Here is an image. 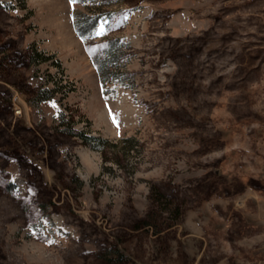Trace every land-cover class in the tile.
I'll return each mask as SVG.
<instances>
[{
	"label": "rangeland",
	"instance_id": "obj_1",
	"mask_svg": "<svg viewBox=\"0 0 264 264\" xmlns=\"http://www.w3.org/2000/svg\"><path fill=\"white\" fill-rule=\"evenodd\" d=\"M0 264H264V0H0Z\"/></svg>",
	"mask_w": 264,
	"mask_h": 264
},
{
	"label": "trees",
	"instance_id": "obj_2",
	"mask_svg": "<svg viewBox=\"0 0 264 264\" xmlns=\"http://www.w3.org/2000/svg\"><path fill=\"white\" fill-rule=\"evenodd\" d=\"M91 19H92V23L95 24V22H96V17H92ZM96 70H97V71L99 72V74H100V70H101L100 67H96ZM43 98H44V97H43ZM69 133H70V134H74V131L69 130ZM75 134H78L79 136H81V138H82L85 142H92V144L97 143V142H99V141H104V139L101 138V137H89V136L85 135L83 132H78V133H75ZM91 147H93V148H100L99 145H91Z\"/></svg>",
	"mask_w": 264,
	"mask_h": 264
},
{
	"label": "snow or ice",
	"instance_id": "obj_3",
	"mask_svg": "<svg viewBox=\"0 0 264 264\" xmlns=\"http://www.w3.org/2000/svg\"><path fill=\"white\" fill-rule=\"evenodd\" d=\"M70 3H76V0H70ZM126 19V17H125ZM108 23L107 20H102L99 24L97 29L94 32L95 36H102L106 33V28L105 25ZM101 47H105V45H101ZM113 122L118 124L117 118L115 116H113Z\"/></svg>",
	"mask_w": 264,
	"mask_h": 264
},
{
	"label": "built area",
	"instance_id": "obj_4",
	"mask_svg": "<svg viewBox=\"0 0 264 264\" xmlns=\"http://www.w3.org/2000/svg\"><path fill=\"white\" fill-rule=\"evenodd\" d=\"M14 113L16 115H20L21 114V109L18 106L14 107Z\"/></svg>",
	"mask_w": 264,
	"mask_h": 264
},
{
	"label": "bare ground",
	"instance_id": "obj_5",
	"mask_svg": "<svg viewBox=\"0 0 264 264\" xmlns=\"http://www.w3.org/2000/svg\"><path fill=\"white\" fill-rule=\"evenodd\" d=\"M174 25H175V23H174ZM176 26V25H175ZM178 29V28H177Z\"/></svg>",
	"mask_w": 264,
	"mask_h": 264
}]
</instances>
